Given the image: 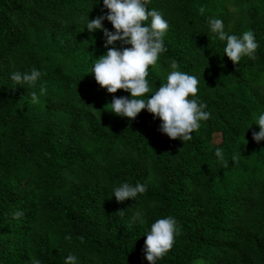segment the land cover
<instances>
[{"label": "trees", "instance_id": "obj_1", "mask_svg": "<svg viewBox=\"0 0 264 264\" xmlns=\"http://www.w3.org/2000/svg\"><path fill=\"white\" fill-rule=\"evenodd\" d=\"M148 7L169 22L150 87L165 82L175 61L199 78L197 95L211 113L184 145L146 110L130 120L106 108L130 93L109 94L90 74L108 50L103 32L85 29L88 15L106 14L103 0H0V264H64L69 254L79 264H149L144 234L168 215L181 231L157 264H264V141L252 139L264 111V0H149ZM209 17L230 34L253 31L256 59L234 65L208 31ZM32 68L43 73L35 88L10 81ZM217 147L229 167L218 165ZM125 181L147 183V191L117 202L112 191ZM139 208L146 222L132 225ZM17 211L23 216L13 219Z\"/></svg>", "mask_w": 264, "mask_h": 264}, {"label": "clouds", "instance_id": "obj_2", "mask_svg": "<svg viewBox=\"0 0 264 264\" xmlns=\"http://www.w3.org/2000/svg\"><path fill=\"white\" fill-rule=\"evenodd\" d=\"M96 3H99V0H96ZM148 3L149 0H103L106 14L91 20L89 15L87 16L85 29L90 34L103 32L104 47L108 49L104 55L93 60L90 74L109 94H115L118 90L130 93V98L113 96L111 103L106 106L110 109L109 112L134 120L142 110H146L161 121L160 132L171 139H179L184 145V142L193 139L192 133L200 129L202 122L211 118V113L206 110L207 104L197 95L199 78L177 70L175 61L170 64L172 70L167 73L165 82L154 90L150 87L146 79L149 66H156L160 55L167 51L165 36L169 22L158 9H149ZM200 12H204L203 7ZM105 20L112 25L114 31L103 26ZM207 27L215 38L224 43L223 53L234 65H238L243 57L256 59L255 53L259 44L253 31H244L241 35L230 34L225 30L223 20L217 17H209ZM117 42L130 47L118 49L115 47ZM42 76L40 70L32 68L30 71L12 72L9 79L14 86L28 85L35 88ZM148 93L151 95L146 96ZM29 94L33 104L39 103L36 91ZM252 125L259 128L258 132L252 133V139L260 144L264 141V111L258 113ZM214 155L219 166L229 167V160L221 147L215 149ZM231 160L235 164L237 154H232ZM147 188V183L132 184L125 181L113 189L111 197L114 196L116 201L121 203L126 200L136 201ZM149 206L154 207L155 204L150 202ZM119 214L123 217L126 211H120ZM12 215L13 219H19L23 212L17 211ZM146 215L143 208L136 209L131 213L130 223L144 225ZM180 231L178 221L171 215L151 223L144 234L146 240L143 249L149 264H157L173 248ZM32 264H40V261L34 259ZM64 264H79L78 257L69 254L64 259Z\"/></svg>", "mask_w": 264, "mask_h": 264}, {"label": "rangeland", "instance_id": "obj_3", "mask_svg": "<svg viewBox=\"0 0 264 264\" xmlns=\"http://www.w3.org/2000/svg\"><path fill=\"white\" fill-rule=\"evenodd\" d=\"M214 140H215L216 143H219L221 141L220 135H215L214 136Z\"/></svg>", "mask_w": 264, "mask_h": 264}]
</instances>
